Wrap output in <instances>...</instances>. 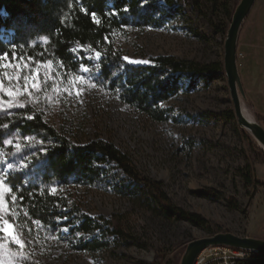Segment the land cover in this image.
I'll use <instances>...</instances> for the list:
<instances>
[{"label":"rangeland","instance_id":"374dc122","mask_svg":"<svg viewBox=\"0 0 264 264\" xmlns=\"http://www.w3.org/2000/svg\"><path fill=\"white\" fill-rule=\"evenodd\" d=\"M239 1L218 0L215 4L212 0H175L181 14L174 19L155 27L124 26L113 32L114 46L130 66L150 65L160 55L219 65L212 77L204 74L198 79L194 89L161 103L169 110L165 121L140 116L96 85V53L92 57L85 54L89 64H84L78 55L80 68L74 76L52 64L50 78L45 80L46 70L41 69L39 78L45 83L44 90L30 89L31 96L22 93L9 97L0 92V100L22 105L5 107L0 112L12 114L13 109L29 105L73 144H85L94 137L111 141L128 156L141 177L159 181L172 204L203 216L213 232L177 216L164 220L110 188L62 189L82 213L108 220L101 223L107 247L94 253L80 252L58 238L59 233H67L66 227L55 225L46 231L29 222L7 194L9 207L18 215L5 218L20 226L18 231L25 246L20 248L8 239H0L5 245L0 249V259L5 264H22V259L34 264H179L189 241L213 233L229 232L264 240V150L237 123L223 67L224 41L231 22L226 11L233 13ZM224 2L227 10L222 6ZM224 28L226 32L222 31ZM10 33L0 32V39L8 41ZM7 56L0 63L37 67L38 60L31 63L17 55L15 60ZM236 62L244 92V96L239 94L240 103L249 118L264 127L258 118L259 114L264 117V0H255L241 25ZM5 72L13 77L12 81ZM16 74L12 67L0 68V81L5 88H14ZM21 74H27V69ZM77 76L83 81L71 83ZM19 84L22 89V79ZM54 87L60 91H53ZM77 88L81 89L79 95ZM246 134L252 140L248 141ZM11 143L17 145L15 140ZM27 144L34 146L35 142ZM16 169L29 175L33 167L13 155L0 159V176L5 180ZM115 218L121 219L119 232L114 231ZM9 250L17 254L15 259L9 256ZM263 259L261 256L247 262L264 264Z\"/></svg>","mask_w":264,"mask_h":264},{"label":"trees","instance_id":"16d2710c","mask_svg":"<svg viewBox=\"0 0 264 264\" xmlns=\"http://www.w3.org/2000/svg\"><path fill=\"white\" fill-rule=\"evenodd\" d=\"M174 1L0 0V32H11L8 41L0 39V52L9 57L15 53L27 60L31 58V63L52 61L61 72L67 71L71 76L80 68L78 55L83 57L84 64H89L85 54L92 57L99 52L93 77L96 85L140 116L165 121L169 110L161 103L194 89L198 79L204 74L212 77L219 65L160 55L150 65L130 66L114 46L113 32L124 26L155 27L174 19L181 14ZM222 6L228 9L225 2ZM93 12L99 23L93 21ZM226 12L232 16V11ZM258 118L264 124L261 114ZM16 136L20 139L16 140ZM13 140L19 147L11 143ZM31 142H35L34 146L27 144ZM10 155L33 167L29 175L17 169L6 175L12 188L9 196L17 197L15 205L20 215L31 223L39 221L37 225L46 231L55 225L66 227L67 233H59L58 238L76 251L94 253L107 247L101 223L108 220L82 213L62 190L81 186L110 188L164 220L177 216L213 232L203 216L172 204L159 181L141 177L128 156L111 141L94 137L85 144H73L29 105L13 109L12 114L0 112V159ZM62 219L65 221L59 223ZM115 220L114 231L119 232L121 219ZM22 264L34 263L22 259Z\"/></svg>","mask_w":264,"mask_h":264},{"label":"water","instance_id":"95a60500","mask_svg":"<svg viewBox=\"0 0 264 264\" xmlns=\"http://www.w3.org/2000/svg\"><path fill=\"white\" fill-rule=\"evenodd\" d=\"M255 0H240L236 5L224 41L223 67L227 77L229 94L238 125L248 131L264 150V127L253 119L246 118L241 111L240 97L244 96L237 68V41L241 25L248 16ZM229 246L264 256V240L240 237L229 232H217L189 241L179 264H193L196 256L209 246Z\"/></svg>","mask_w":264,"mask_h":264},{"label":"snow or ice","instance_id":"6c2138e0","mask_svg":"<svg viewBox=\"0 0 264 264\" xmlns=\"http://www.w3.org/2000/svg\"><path fill=\"white\" fill-rule=\"evenodd\" d=\"M81 11H86L85 9H81ZM93 21L96 23H99L100 21L97 19L96 13L91 14ZM97 57L100 55L99 52L96 53ZM8 59L7 53H4L3 55H0V61H4ZM13 60L16 59L15 53H13ZM23 59V58H21ZM125 59H128L125 57ZM31 60V58H29ZM136 62V61H131ZM37 64L36 68L29 67L28 63L20 64H12V63H0V68L8 69L9 67H12L14 70L17 71V74L15 76V80L17 81L14 88H5L2 81H0V92H6L9 97H17L21 95L22 93H27L28 95H32L31 90H35L36 92L43 91L45 83L44 81H41L39 78V74L41 69H45V80L50 78L49 72L51 69L52 61H47L45 63H41L40 61L35 62ZM83 67V65H81ZM24 69H27V74L22 75ZM87 71V69H84ZM5 76L8 77L9 81L13 80V77L8 75L7 72L4 73ZM23 80V87L21 89V86L19 84L20 80ZM83 77H75L71 83L76 84L77 81H83ZM94 86V85H93ZM53 91L59 92L60 89L58 87H54ZM64 91H70L69 89H64ZM81 89L77 88L76 94H80ZM47 98V97H45ZM14 106H22V105H14L12 101H3L0 100V109L3 108H12ZM19 147V145H17ZM9 168L12 166L9 165ZM51 191H55V189H52ZM12 193V188L9 187L8 183L6 182L5 178L0 176V233H3L4 236L0 237V239H8L12 244L18 245L20 248H23L25 246V241L21 238L20 233L18 229L20 228L19 225L14 224L9 221V219H6L5 217L8 215H11L13 217H16L18 213L14 210V208H10L7 201H6V195ZM22 199V197L20 198ZM17 200V197L13 194L12 195V203L15 204ZM34 224H39V221H33ZM5 248V245L3 243H0V249ZM16 253H12L9 250V256L15 259ZM0 264H5L4 260L0 259Z\"/></svg>","mask_w":264,"mask_h":264},{"label":"built area","instance_id":"2783aa9c","mask_svg":"<svg viewBox=\"0 0 264 264\" xmlns=\"http://www.w3.org/2000/svg\"><path fill=\"white\" fill-rule=\"evenodd\" d=\"M260 255L229 246H209L195 258L193 264H244V261L259 258Z\"/></svg>","mask_w":264,"mask_h":264},{"label":"bare ground","instance_id":"6f19581e","mask_svg":"<svg viewBox=\"0 0 264 264\" xmlns=\"http://www.w3.org/2000/svg\"><path fill=\"white\" fill-rule=\"evenodd\" d=\"M242 108H243V111H242ZM241 111H242V114H243L246 118H248V119H252V117L249 118V115L246 114V112H245V110H244V107H242V103H241Z\"/></svg>","mask_w":264,"mask_h":264}]
</instances>
